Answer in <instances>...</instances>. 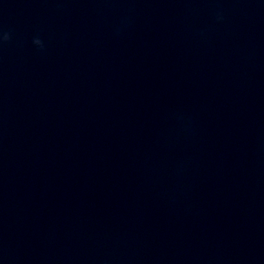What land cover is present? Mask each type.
Masks as SVG:
<instances>
[{
    "label": "clouds",
    "instance_id": "1",
    "mask_svg": "<svg viewBox=\"0 0 264 264\" xmlns=\"http://www.w3.org/2000/svg\"><path fill=\"white\" fill-rule=\"evenodd\" d=\"M10 38L11 34L9 32H2V34H0V41H8ZM33 43L42 46V41L38 37L33 39Z\"/></svg>",
    "mask_w": 264,
    "mask_h": 264
}]
</instances>
